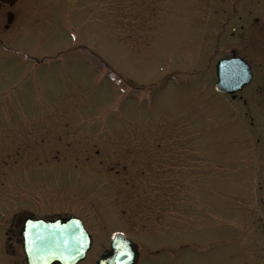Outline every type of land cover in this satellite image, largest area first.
<instances>
[{"label": "rangeland", "instance_id": "1", "mask_svg": "<svg viewBox=\"0 0 264 264\" xmlns=\"http://www.w3.org/2000/svg\"><path fill=\"white\" fill-rule=\"evenodd\" d=\"M208 3L19 0L11 10L0 264L22 260L10 240L22 206L85 219L94 245L81 264L117 232L138 245L139 264H264V115L253 129L215 93V62L242 24L215 3L209 17Z\"/></svg>", "mask_w": 264, "mask_h": 264}, {"label": "water", "instance_id": "2", "mask_svg": "<svg viewBox=\"0 0 264 264\" xmlns=\"http://www.w3.org/2000/svg\"><path fill=\"white\" fill-rule=\"evenodd\" d=\"M230 61L218 64L217 90L228 93L221 75L229 69ZM243 65V64H242ZM245 65V64H244ZM245 69L248 70L247 65ZM28 264H78L84 260L92 246V238L77 218H59L53 221L28 219L21 231ZM140 254L135 244L125 235L112 236L111 247L96 264H138Z\"/></svg>", "mask_w": 264, "mask_h": 264}, {"label": "flooded vegetation", "instance_id": "3", "mask_svg": "<svg viewBox=\"0 0 264 264\" xmlns=\"http://www.w3.org/2000/svg\"><path fill=\"white\" fill-rule=\"evenodd\" d=\"M16 1L0 0V4L9 3L14 5ZM253 5L251 8L238 11L236 4H228L227 8L223 10L224 13H229L231 17H237L240 21L244 19V15L246 17L245 26H247V29L245 26H241L242 31L238 32L236 27L233 28L232 37L237 39V43L235 47L225 51V58L241 57L251 67V83L243 86L237 94L229 96L232 102L247 108L249 112L250 108L253 107L264 108V0H253ZM6 28L9 29L10 26L8 25ZM244 43L247 44L244 45ZM253 120L251 118L252 124L254 123ZM20 221V218L14 219L13 230H11L13 236L10 237V240H15L16 243L18 239L14 236V233ZM15 261L14 264H22L20 263L21 260L17 258H15Z\"/></svg>", "mask_w": 264, "mask_h": 264}]
</instances>
